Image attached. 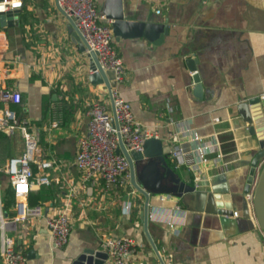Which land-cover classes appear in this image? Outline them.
<instances>
[{"label": "crops", "instance_id": "1", "mask_svg": "<svg viewBox=\"0 0 264 264\" xmlns=\"http://www.w3.org/2000/svg\"><path fill=\"white\" fill-rule=\"evenodd\" d=\"M17 8L18 23L3 29L9 46L0 52V82L20 90V104L10 106L34 125L42 157L55 160L43 169L32 164L35 172L49 177L42 185L53 196L40 201L44 212L68 202L72 220L68 242L57 248L44 219H37L30 241L20 243L24 264H71L84 248H100L108 237L132 239L136 250L126 264H162L143 230L144 195L130 182L120 181L105 191L103 181H83L73 162L78 138L88 127L85 101L103 98L110 103L106 86L87 78L88 53L72 41L56 0H24ZM123 8L129 19L166 22L168 33L158 44L142 36H114L125 67L116 87L134 117L163 140L166 157L177 145L185 159L192 158L180 166L167 161L193 190L180 196L150 194L148 231L164 264H264L254 184L242 195L259 143L238 110L241 101L253 96L264 103V0H123ZM17 53L21 58L13 60ZM188 57L197 58L200 96L193 89ZM54 117L57 126H51ZM173 135L178 140L172 143ZM9 136L10 155L1 161L24 149L18 131ZM199 144L208 150L205 160L198 156ZM6 181L3 175V202L11 188ZM224 195L233 204L228 218L216 211ZM12 202L4 205L5 214H12ZM128 202L129 213L124 208Z\"/></svg>", "mask_w": 264, "mask_h": 264}, {"label": "built area", "instance_id": "2", "mask_svg": "<svg viewBox=\"0 0 264 264\" xmlns=\"http://www.w3.org/2000/svg\"><path fill=\"white\" fill-rule=\"evenodd\" d=\"M56 4L65 14L72 17L87 44L85 52L88 53L90 49L95 51L101 67L104 70L112 69L117 83L121 82L125 74L124 63L114 45L111 20L101 11L98 1L56 0ZM0 5H3V11H6L21 7L23 0H15V6L14 0H7V2L0 0ZM3 29L0 26V52L7 50L9 46ZM20 58L21 55L17 53L13 60ZM106 92L110 106L103 98L85 101L88 127L87 132L78 138V148L73 162L81 171L83 181L92 183L103 181L104 190L108 191L120 181L129 182L128 161L121 151H117L118 133L128 151L141 149L146 138L158 137V134L134 117L130 103L120 95L116 86L110 89L106 87ZM58 97L61 98L62 95ZM261 97L264 98V94H261ZM21 100L22 95L19 89L0 82V130L9 135L18 131L24 145L20 154L12 155L0 164V260L2 264L25 263L27 257L20 243L25 245L30 241V233L37 219H44L51 245L57 248L68 242L72 226L68 202L55 212L45 213L42 202L30 204L28 201L32 185L39 186L49 182L48 175L35 172L32 164L43 169L51 167L55 160L42 157L34 125L29 118L19 116L17 110L10 106V104H19ZM112 106L118 127H115L113 123ZM58 122V118L54 117L51 120V126H57ZM194 138L201 141L197 133L194 134ZM177 140L176 135L171 137L172 143ZM197 153L200 159L205 160L208 150L199 144ZM217 155L220 154L217 153ZM170 157L174 159L175 166L190 164L192 160V158L185 159L177 145L172 146ZM3 175L7 177L6 183L13 191V202L10 206L12 214L4 213ZM131 206V202L124 204L126 212L129 213ZM170 226L173 224L170 223ZM100 249L107 253L105 260L107 264H126L136 250L132 239L122 237H108L102 240Z\"/></svg>", "mask_w": 264, "mask_h": 264}, {"label": "water", "instance_id": "3", "mask_svg": "<svg viewBox=\"0 0 264 264\" xmlns=\"http://www.w3.org/2000/svg\"><path fill=\"white\" fill-rule=\"evenodd\" d=\"M59 9L67 18V29L72 41L81 50L85 51L87 44L72 17L65 14L61 8ZM100 9L111 20L113 34L116 40L142 36L154 44H158L163 41L165 34L168 33V24L166 22L126 18L123 0H101ZM17 23L18 8L0 12V26L4 29L9 25ZM88 53V67L90 69L87 74L88 80L95 85L103 84L108 89L117 86L114 71L112 69L104 70L101 67L95 51L90 49ZM185 61L190 71L193 72V89L194 91H198L195 93L197 96H200L202 85L198 72H195L197 58L188 57ZM238 110L248 123L249 132L256 135L259 143V149L254 153L249 162V169L242 195L246 197L252 184H254L252 187L253 207L259 226L264 232V163L258 175H256L257 166L264 160V103L259 96H253L241 101L238 104ZM112 113L114 126L118 127L113 106ZM117 151H121L128 161L130 184L144 195V200L140 204L143 230L161 263L164 264L157 246L148 231V203L150 194L168 192L180 196L184 192L193 190L194 186L183 180L179 173L168 163L164 152V142L160 137H148L143 141L141 149L128 151L118 133ZM34 187H38V185H32L31 189ZM224 198V202L218 203L219 207L222 208H218L217 206L216 211L228 218L233 215V204L229 195H224ZM243 216L246 217L245 212H243ZM106 259L107 253L104 250L86 247L73 258L71 264H104Z\"/></svg>", "mask_w": 264, "mask_h": 264}, {"label": "trees", "instance_id": "4", "mask_svg": "<svg viewBox=\"0 0 264 264\" xmlns=\"http://www.w3.org/2000/svg\"><path fill=\"white\" fill-rule=\"evenodd\" d=\"M24 1V0H23ZM20 104V103H19ZM19 116H24L20 114ZM10 136L9 134L0 130V160L5 159V157L10 155ZM6 195L4 196V205L7 206L13 201V191L11 188H7ZM52 192L50 187L47 185H42L37 189H30L28 194V201L30 204H34L45 200L47 198H52Z\"/></svg>", "mask_w": 264, "mask_h": 264}, {"label": "rangeland", "instance_id": "5", "mask_svg": "<svg viewBox=\"0 0 264 264\" xmlns=\"http://www.w3.org/2000/svg\"><path fill=\"white\" fill-rule=\"evenodd\" d=\"M167 159L170 160L171 163H172V162H175L174 159H173L172 157H170V156H168ZM2 163H3V161L0 160V164H2Z\"/></svg>", "mask_w": 264, "mask_h": 264}, {"label": "clouds", "instance_id": "6", "mask_svg": "<svg viewBox=\"0 0 264 264\" xmlns=\"http://www.w3.org/2000/svg\"><path fill=\"white\" fill-rule=\"evenodd\" d=\"M5 2H7V0H5ZM14 6H15V0H14ZM3 10H4L3 5H0V11H3Z\"/></svg>", "mask_w": 264, "mask_h": 264}]
</instances>
